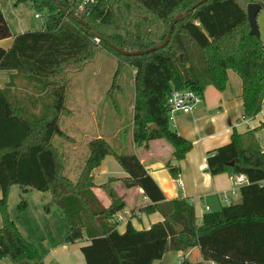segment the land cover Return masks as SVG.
Instances as JSON below:
<instances>
[{"label":"trees","instance_id":"1","mask_svg":"<svg viewBox=\"0 0 264 264\" xmlns=\"http://www.w3.org/2000/svg\"><path fill=\"white\" fill-rule=\"evenodd\" d=\"M200 1L15 0L16 6L29 2L44 17L40 31L15 36L0 10V40L12 38L8 50L0 48V71L15 73L0 89V260L42 264L37 247L24 239L7 211L8 191L16 185L23 194H49L67 225L63 243L89 242L80 250L85 264H152L169 252L195 247L203 262L264 264V186H259L264 182V150L258 137L263 125L244 134L233 131L229 144L207 155L212 177L243 175L248 185L239 189L238 203L204 215L200 225L186 200L164 203L163 193L134 154H119L105 140H92L78 179L72 182L52 145L53 137L63 136L59 120L67 114L68 75L93 62L98 46L117 60L113 82L124 68L134 71L132 143L142 150L156 140L168 144L172 154L166 167L173 179L179 168L171 162H181L192 148L169 128L167 100L173 90L200 97L208 87L222 92L231 70L241 81L242 118L254 119L264 102V46L249 35L246 9L236 0H208L190 11ZM170 25L164 48L140 56L116 51L156 47L165 41ZM19 85L37 95L41 108L35 115L13 95L12 88ZM152 125L156 129L150 131ZM106 156L115 159L127 178L110 179L100 187L109 199L104 207L93 193L92 172ZM117 182L142 190L149 201L139 209L142 213L168 206L163 222L141 231L127 223L119 234L115 216L125 203L113 188ZM25 208V202L17 206L20 212Z\"/></svg>","mask_w":264,"mask_h":264},{"label":"crops","instance_id":"2","mask_svg":"<svg viewBox=\"0 0 264 264\" xmlns=\"http://www.w3.org/2000/svg\"><path fill=\"white\" fill-rule=\"evenodd\" d=\"M14 1L0 0V10L3 16L4 9L1 4L4 3L7 6V4L13 3ZM9 12L17 20V29L15 32L13 33L10 30L13 36L32 32L33 29L28 30L30 25H26L24 21L18 18L16 8L10 9ZM8 27L10 29L9 24ZM11 44L12 38L0 40V48L3 50H8ZM229 73L228 71L227 76H229ZM14 74L12 71H0V89L5 88L10 77ZM232 81L235 86H238L239 83V89L233 95L222 94L214 88L208 87L203 94L202 103L191 113L175 115L173 125L171 126L172 130L192 145L191 150L186 154L184 160L179 163L171 162L172 166L179 168L177 179H173L170 176L166 167L167 162L170 160L172 149L163 140L150 142L147 150L136 149L133 144V152L130 153L137 156L149 176L157 184L165 197L164 203H169L175 199H184L193 207L197 225H200L204 215L218 212L222 207L228 206L223 200L224 197H227L230 204L240 201V188L233 186L232 175L225 173L212 177L208 173L206 165L207 155L229 144L233 131L237 134H244L249 130L259 128L261 125H263V129L259 132L258 137L264 150V102L261 112L254 119L244 120L242 118V101L240 98L241 81L237 78H232ZM17 87L12 88V91L15 93L13 95H16L17 101H19L18 103L28 109L30 114L37 113L41 108L39 102H36L37 95H32L21 90L20 85ZM74 106L75 101L69 108L66 107L67 114L64 116L72 118ZM131 108L133 114V105ZM111 138L104 137L100 130L94 134V137L88 139L87 145L95 139H103L107 142ZM77 149V146L72 147L73 151ZM125 178H127V175L112 156H106L100 166L93 170V193L104 207L109 205V199L100 187L110 179L121 180ZM113 188L125 203V209L115 216L119 234L125 232L127 223L131 224L136 231L148 230L151 225L163 222V214L169 213V208L165 205H161L160 211L158 212L150 214L142 213L139 209L146 207L149 201L143 197L141 189H126L120 182L115 183ZM206 208H208V211H206ZM57 215L60 219L61 231L58 232L57 226L52 229L57 235L56 239L43 238L40 241L39 247L36 245L42 259V264H85L80 250L82 247L87 246L89 242L83 240L73 245H65L63 243L67 232V228L63 227L65 220L61 216L60 211H58ZM5 262H7L6 264H10L7 260ZM183 262L189 264H212L202 261L200 251L197 247L185 252H169L161 260L154 261L152 264H182Z\"/></svg>","mask_w":264,"mask_h":264},{"label":"rangeland","instance_id":"3","mask_svg":"<svg viewBox=\"0 0 264 264\" xmlns=\"http://www.w3.org/2000/svg\"><path fill=\"white\" fill-rule=\"evenodd\" d=\"M242 7L247 8L250 4H258L261 9L256 17V23L260 35V41L264 46V0H236ZM6 21L10 30L14 33L17 29V20L9 10L16 8L17 15L26 25L28 30L40 31L43 20L36 19V13L31 4L15 5L1 4ZM45 14V13H42ZM99 45V41H94ZM117 69V60L108 50L98 46L97 55L93 62L88 63L77 73H70L68 78L70 86L66 94V107H70L75 101L72 118L63 116L59 122V128L63 136L52 138V145L56 149L63 164V173L70 181L76 182L81 169L89 155L87 141L94 137L97 131L106 138L110 147L119 154L133 152L131 139L132 105H133V70L124 68L119 77L113 82ZM228 86L219 93L233 95L239 89L235 86L232 78L239 77L233 71H229ZM218 92V91H217ZM88 111V112H87ZM87 112V113H86ZM173 122H169V128ZM115 136V137H114ZM77 146L76 151L72 150ZM169 148V146H167ZM26 203L24 211L17 209L18 204ZM7 211L10 219L14 221L20 234L30 243L39 247L40 241L45 238L55 240L57 235L52 230L55 226L61 231L60 219L57 215L58 208L51 203L48 193L29 191L26 194L14 185L8 191ZM62 222L63 219H61ZM63 227L67 228L65 222ZM0 260V264H6Z\"/></svg>","mask_w":264,"mask_h":264},{"label":"built area","instance_id":"4","mask_svg":"<svg viewBox=\"0 0 264 264\" xmlns=\"http://www.w3.org/2000/svg\"><path fill=\"white\" fill-rule=\"evenodd\" d=\"M91 0H85V2ZM36 19H44L41 14H35ZM96 42L99 41L95 39ZM202 103V97L194 94L191 91H176L173 90L167 100L168 108V120L169 122L174 121V117L177 114H189L191 113L198 105ZM232 183L234 187L241 188L242 186L248 185L247 179L243 175L233 176ZM260 187L264 186V182L259 183ZM235 195V194H233ZM226 205H230L227 197L223 198ZM208 211V208H206Z\"/></svg>","mask_w":264,"mask_h":264},{"label":"water","instance_id":"5","mask_svg":"<svg viewBox=\"0 0 264 264\" xmlns=\"http://www.w3.org/2000/svg\"><path fill=\"white\" fill-rule=\"evenodd\" d=\"M206 1H208V0H201L194 7H192L190 9V11H192L195 7L205 3ZM260 9H261V7L258 4H250L246 8L247 22H248V25H249V35L255 37L258 40L260 39V35H259V31H258V26H257V23H256V17H257V14L259 13ZM185 14L186 13H183V15H185ZM177 20H178V17L174 19V22H177ZM83 25L86 27L85 24H83ZM172 29H173V25H170L169 30H168V32L166 34L165 41L162 44H160V45H158L156 47L150 48L149 50H146L144 52L127 53V52H123V51H119V50H116V51L118 53L122 54V55H125V56H140V55H143V54L150 53V52H152V51H154L156 49L164 48L169 42V39H170V36H171V33H172ZM180 58H181V56H180ZM154 129H156L155 125L150 126V131H152ZM229 166H233V163H230Z\"/></svg>","mask_w":264,"mask_h":264}]
</instances>
